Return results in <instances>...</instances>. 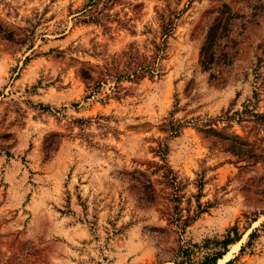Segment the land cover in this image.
Here are the masks:
<instances>
[{
  "label": "rangeland",
  "instance_id": "1",
  "mask_svg": "<svg viewBox=\"0 0 264 264\" xmlns=\"http://www.w3.org/2000/svg\"><path fill=\"white\" fill-rule=\"evenodd\" d=\"M229 18L234 61L211 82L201 49ZM170 22L160 75L117 83L124 53L152 59ZM160 147L178 211L143 206L133 186L139 171L172 193L153 174ZM198 196L211 208L181 235L168 218ZM263 212L264 0H0V264H177L181 246ZM232 264H264V233Z\"/></svg>",
  "mask_w": 264,
  "mask_h": 264
},
{
  "label": "trees",
  "instance_id": "2",
  "mask_svg": "<svg viewBox=\"0 0 264 264\" xmlns=\"http://www.w3.org/2000/svg\"><path fill=\"white\" fill-rule=\"evenodd\" d=\"M229 19H219L216 21L208 30V33L205 37L201 49V67L204 72L210 74V81L216 82L219 81L220 75L227 67L233 64L234 56L229 51V42H234L233 39L230 40L229 33L231 32ZM173 31V23H165L163 25V30L161 33L163 42L156 46V52L152 59H149L141 54L137 50H134L132 47L129 51L125 52L124 55L127 57L125 69L116 77L117 83L123 79H126L130 82H136L149 77L154 79L156 76L160 75L162 67L160 61L164 58L166 51V40L168 36ZM227 40V44H224V40ZM102 81H98L95 88L100 87ZM116 87L115 89H117ZM118 93V90L116 91ZM119 98L120 96H115ZM89 98V97H88ZM48 110V109H47ZM58 136V135H55ZM58 142H49V139L46 140L44 151L47 158L50 157L51 153L56 149ZM231 151L239 159H252L255 157L253 151H249L242 147H237L232 145ZM156 155L162 158L163 164H155L156 169L153 174H158L162 172L161 180L158 181V184H164L166 189H171L172 193L168 196L161 195V192L156 188L155 182L151 179L150 176H147L144 172L136 171L134 172V187L137 188V197L140 204L145 207H151L156 205L160 199H169L170 202L176 203L175 210L178 211V204L181 202L179 193L182 191L184 186L178 180L177 174L169 166L166 161L165 156L168 154L167 148L160 147L159 150L155 151ZM204 183L200 182L198 187L199 191H202ZM165 189V190H166ZM197 208L194 210V214H191V209H188V216L184 218L182 211L174 213L175 215H170L168 220L170 224H173L177 227V233L183 235L186 233L188 227L192 226L194 222L204 213L207 212L211 206H203L200 202V197H197ZM261 216H264L263 213L259 214H243L245 218V226L243 229L240 228L241 220H237L236 224L229 228L225 235L220 238H207L203 241L202 245L198 243H193L188 246H181L179 248V254L181 261L176 262L177 264H218L219 260L221 261L225 255L230 251V248L233 245L240 243L243 238L247 236L246 244L241 246L239 255L228 261L226 264H232L238 259L239 256L245 253L249 248H252L254 242L260 238L261 233H264V222L260 226L253 228V225L259 221ZM196 249L199 252L205 251V254L202 258H195Z\"/></svg>",
  "mask_w": 264,
  "mask_h": 264
},
{
  "label": "bare ground",
  "instance_id": "3",
  "mask_svg": "<svg viewBox=\"0 0 264 264\" xmlns=\"http://www.w3.org/2000/svg\"><path fill=\"white\" fill-rule=\"evenodd\" d=\"M226 258H228V256H227ZM221 264H225V260H222V261H221Z\"/></svg>",
  "mask_w": 264,
  "mask_h": 264
}]
</instances>
